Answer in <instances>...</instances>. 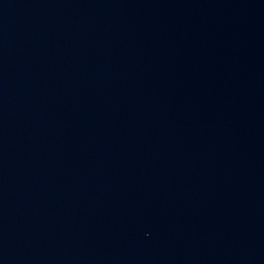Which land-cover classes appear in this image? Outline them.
Segmentation results:
<instances>
[{
	"label": "water",
	"instance_id": "water-1",
	"mask_svg": "<svg viewBox=\"0 0 264 264\" xmlns=\"http://www.w3.org/2000/svg\"><path fill=\"white\" fill-rule=\"evenodd\" d=\"M0 264H264V0H0Z\"/></svg>",
	"mask_w": 264,
	"mask_h": 264
}]
</instances>
